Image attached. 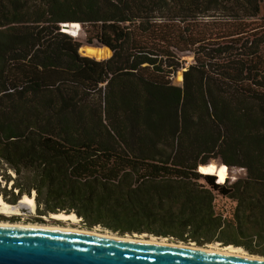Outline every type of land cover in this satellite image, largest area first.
I'll use <instances>...</instances> for the list:
<instances>
[{"label": "trees", "instance_id": "trees-1", "mask_svg": "<svg viewBox=\"0 0 264 264\" xmlns=\"http://www.w3.org/2000/svg\"><path fill=\"white\" fill-rule=\"evenodd\" d=\"M3 169L40 214L264 256V0H0Z\"/></svg>", "mask_w": 264, "mask_h": 264}, {"label": "water", "instance_id": "water-1", "mask_svg": "<svg viewBox=\"0 0 264 264\" xmlns=\"http://www.w3.org/2000/svg\"><path fill=\"white\" fill-rule=\"evenodd\" d=\"M66 23L63 29L72 22ZM0 264H264V260L211 252L194 245L0 225Z\"/></svg>", "mask_w": 264, "mask_h": 264}, {"label": "rangeland", "instance_id": "rangeland-1", "mask_svg": "<svg viewBox=\"0 0 264 264\" xmlns=\"http://www.w3.org/2000/svg\"><path fill=\"white\" fill-rule=\"evenodd\" d=\"M75 37V36H74ZM86 33L84 31V29L81 26V30L79 32V35L76 36L77 39H80L81 41H83L84 45L82 48H80V53H82L83 55H90L87 51V47L90 46L88 44H86ZM91 47H95V48H102L101 46H91ZM95 56L97 59H106L112 56V53L110 55H102V56H98V55H92ZM182 60L184 61V66L187 67L191 62H193V57L192 54L187 52V53H182L181 54ZM185 67L178 72V74L176 75V77L174 78L176 83H182V71L185 69ZM104 97V95H103ZM212 163H215L216 165H220L223 164L220 160H212ZM229 168V167H228ZM2 175H0V187L1 188H5V190H7L8 192L11 191L12 189V183L13 181L7 182L6 179L10 176L15 177L16 174L13 170L11 169H3L1 172ZM246 171L241 168V167H232L229 169V177L231 179V181L243 177L245 176ZM32 195H35L34 193ZM10 197V195L8 196V198ZM21 200V199H20ZM20 200L17 201V203L13 204V205H17L19 204ZM8 202V201H7ZM217 209L221 212H223L225 215H231L234 207H235V202H233L232 200L225 198V197H221L219 196L217 198ZM21 214H17V215H6V214H2L0 213V222H10V223H23V224H39V225H48V226H63L66 228H73V229H80V230H85V231H91V232H100V233H104V234H110V235H117L120 237H141L139 239L142 238H146V239H151L152 236L155 235H150L148 233H143V234H138V233H126V234H121L119 232H114L110 229H107L101 225H97L94 226L92 228L88 227L86 225V223L83 222V219L81 217H79L80 219L73 223L72 221H67V222H63V221H59L57 219L52 218L51 214H40V212L38 211L37 207L34 211H32L31 208L22 205L19 207ZM158 239H164L166 238L168 240V242L170 243H175V244H180V245H194L195 247H200V248H208L211 249L212 244L213 246H215L216 244H218V246L220 247H225L228 245H223L222 243L218 242V243H210V244H205V245H198L196 242H184V241H179L174 239L173 237H161V236H155ZM143 239V240H146ZM148 241V240H147ZM215 244V245H214ZM232 245V244H230ZM235 246V245H233ZM216 247V246H215ZM235 247H240V246H235ZM242 248L244 251L248 252L249 255H257V256H261L258 254H252L249 251H247L246 249ZM264 256H262L263 258Z\"/></svg>", "mask_w": 264, "mask_h": 264}, {"label": "bare ground", "instance_id": "bare-ground-1", "mask_svg": "<svg viewBox=\"0 0 264 264\" xmlns=\"http://www.w3.org/2000/svg\"><path fill=\"white\" fill-rule=\"evenodd\" d=\"M64 24V23H63ZM67 24V23H66ZM70 26V23H68ZM68 26V27H69ZM65 28V27H64ZM25 205L34 211L37 207L36 200H35V195L29 196V195H24L19 204L13 205L12 203L7 202L2 194H0V213L6 214L9 216L12 215H17L21 214L20 211V206ZM52 218L57 219L59 221L67 222V221H72L73 223L77 222L80 218L75 214V213H52L51 214ZM0 225L2 226H17V227H25V228H42V229H56V230H68V231H75V232H83V233H88V234H94V235H101V236H106V237H113L117 239H125V240H133V241H143V242H149V243H161V244H169V245H176L175 243H170L166 238L164 239H158L155 236H152L151 239H146L141 237H120L117 235H110V234H104L100 232H91V231H85V230H80V229H73V228H66L63 226H48V225H39V224H23V223H10V222H0ZM146 239V240H143ZM148 240V241H147ZM180 245V244H177ZM215 245V244H214ZM181 246H189V245H181ZM216 246V247H215ZM213 246L211 249H206L202 248L207 251L211 252H217V253H224V254H229V255H235V256H240V257H250L253 259H259V260H264V258L257 256V255H249L248 252L244 251L240 247H235L233 245H228L225 247H220L218 244ZM195 247V246H194ZM200 248V247H198Z\"/></svg>", "mask_w": 264, "mask_h": 264}]
</instances>
